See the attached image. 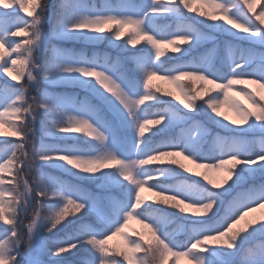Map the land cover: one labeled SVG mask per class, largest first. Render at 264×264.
I'll list each match as a JSON object with an SVG mask.
<instances>
[{
	"label": "snow or ice",
	"instance_id": "obj_1",
	"mask_svg": "<svg viewBox=\"0 0 264 264\" xmlns=\"http://www.w3.org/2000/svg\"><path fill=\"white\" fill-rule=\"evenodd\" d=\"M193 2L59 0L52 12L47 0H0V264H264V215L247 219L264 209V92L248 88L264 90V3ZM66 40L124 56L53 43ZM132 220L142 230L126 231Z\"/></svg>",
	"mask_w": 264,
	"mask_h": 264
},
{
	"label": "rangeland",
	"instance_id": "obj_2",
	"mask_svg": "<svg viewBox=\"0 0 264 264\" xmlns=\"http://www.w3.org/2000/svg\"><path fill=\"white\" fill-rule=\"evenodd\" d=\"M47 2L50 5H52V8L50 9V11L54 12L55 11V6L59 3V0H47ZM117 2H118V0H116V3ZM260 3H264V0H260ZM93 4L97 5V2L94 1ZM193 6L194 7L205 8V6H203V5H201L199 3V0H194ZM255 7L257 9V12H259L260 11L259 3L255 4ZM184 11H185V14L187 16H189V17H193V16H197L198 15L197 13H188L187 10H184ZM47 14H48V12H46V15ZM249 15H251V13H249ZM253 19H254V17H253ZM161 23L171 24V23H174V21L173 20H166V21H162ZM200 27L205 32L209 31L207 28H204L203 25H201ZM43 31L45 33H50L51 32V25L49 23L45 22L44 25H43ZM210 34L214 35L218 42H223L225 39H228V37H226L225 35H223L221 33H218V32H212ZM122 40H123V38H122ZM53 43H57L61 47L69 48V49H76V50L83 49L89 55H91L93 51H98L100 53H107V54H109L112 57L120 56L121 59H123V56H124V53L120 52L119 49H116V48H114L112 46H109L106 41L105 42H100V43H97V44H90V43L83 42V41H72V40L53 41ZM129 47H131V46H129ZM211 47H212L211 43H204L200 47H197L195 49L190 50L189 56L185 57V59H190L192 57H198L201 54L205 53V51L207 49L211 48ZM169 54L170 55H178V54H173L171 52H169ZM175 63H177V61L170 60V61L166 62L165 66L166 67H170V66L174 65ZM153 83L157 84L159 87L163 88L165 90V92H167V91L175 92L176 91L174 85L170 84L169 82H167L165 80L155 79L154 78ZM185 83L188 85L189 89H191L192 87H195L197 91H201L205 87V84L203 82H200V81H196L195 84H192L190 82V80L185 79ZM241 87H244V86L243 85L238 86L237 91ZM248 88H249L250 91L255 89V91H258V92H264V90L260 89L257 85H249ZM54 90L55 91L71 92V93H74V94H76V95H78L80 97H83L84 95H86L85 91L83 89H81V88H78V87H67V88L57 87ZM31 94L35 95L36 93H35V91H33ZM192 94H195V93H192ZM158 95H161L164 100H171L174 104H176L178 107H180L183 111H187V110L183 109V106L180 105L179 102L174 99V97H169V96L165 95L164 93H158ZM236 98L241 100V101H243L245 104L249 103L243 96H237ZM155 107L156 108H162V107H164V105L160 104V105H156ZM221 110L224 111L226 114H228L230 116L234 115L227 108H222ZM149 118H151V117H149ZM195 119L204 121L206 123L207 127L210 128V130L212 131L213 134H215V133H220L221 135L225 134L222 129L218 128L214 124H211V123L207 122L203 115L196 116ZM36 127H37L36 137L39 138L42 135V133L39 130V125H37ZM174 131L175 132H179V128H176ZM0 139H2V138H0ZM154 139H155L154 142L158 141L156 137H154ZM209 139H211V138H209ZM67 143H78L81 146H84L83 138L80 139V140H77V141H71L70 140V141H67ZM178 159H182V158H178ZM182 162L185 163L189 168L194 169V171H205L204 169H197L195 167V165L191 164L189 161L185 160V161H182ZM48 171L52 172V174H54V175H63V173H61L59 170L48 169ZM185 174L188 175L191 178L199 179L202 184H206V181H204L202 177H195L193 173L185 172ZM208 174L212 178L217 179V180H219L220 178H222L225 175V173L222 172V171H212V170H208ZM64 178L65 179H73V178L67 177V176H65ZM260 179H261L260 177H257L255 181H250V182L258 183ZM81 183H82L83 187L88 188L90 191H94V192L101 191L100 189H98L96 187L95 184H92V183L86 182V181L85 182H81ZM150 194H152V193L151 192H144L142 195L147 197V196H150ZM261 215H264V209H257L256 211L250 213L249 216L247 217V219H252V218H257L258 219ZM172 228L175 229L176 225H173ZM133 229L142 230V226L140 224H138L135 220H132V221L129 222V227H128V229H126V231L131 232ZM58 234H60V233H58ZM45 235H47V234L45 233ZM122 243H123L122 238L119 237V236L114 237L113 240L110 241V244H113V245H121ZM68 261H70V260L68 259ZM180 264H187V262L183 258H181L180 259Z\"/></svg>",
	"mask_w": 264,
	"mask_h": 264
},
{
	"label": "trees",
	"instance_id": "obj_3",
	"mask_svg": "<svg viewBox=\"0 0 264 264\" xmlns=\"http://www.w3.org/2000/svg\"><path fill=\"white\" fill-rule=\"evenodd\" d=\"M94 1H96L97 2V5H99V4H101V3H103V0H89V3H93ZM111 2L112 3H116V0H111ZM26 6H27V0H26ZM21 16H23L25 19H28V17L26 16V14L23 12V11H21L20 13H19ZM22 37H17L16 39H21ZM157 138V140H159L161 137L160 136H158V137H156ZM170 167L171 168H173L174 170H176V171H183L182 169H179L178 168V166H176V165H170ZM184 175L186 176V177H189L188 175H186L185 173H184ZM193 179H195V178H193ZM150 196H152V194H150ZM172 211H177L178 212V210H172ZM190 214V213H189ZM180 215H186V214H180ZM64 233L63 232H61L60 234H57V235H63ZM81 257H80V255L79 254H77L76 256H69L67 259H69L70 261H72V260H77V259H80ZM69 261V262H70Z\"/></svg>",
	"mask_w": 264,
	"mask_h": 264
}]
</instances>
